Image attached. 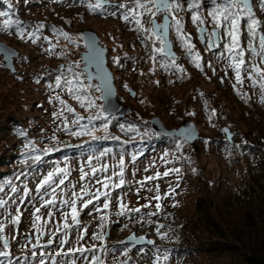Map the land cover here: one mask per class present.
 Listing matches in <instances>:
<instances>
[{"label": "rangeland", "instance_id": "rangeland-1", "mask_svg": "<svg viewBox=\"0 0 264 264\" xmlns=\"http://www.w3.org/2000/svg\"><path fill=\"white\" fill-rule=\"evenodd\" d=\"M22 1L23 4L18 0H8L13 5L12 9H8L6 2L4 9L0 6V11L9 12L8 17H0V42L17 52V55L11 56L13 71L4 66L5 55L0 52V172L6 167L1 165L4 157L9 155V147L15 141L21 142L23 136L40 138L37 143L47 152H42L43 157L37 162L39 164L33 163L28 171L12 178V185L20 189L16 194L17 202L23 198L25 186L31 190L25 203L20 206L23 215L18 228L14 229L8 224L5 229L12 256L22 257L27 254L28 264H36L39 258H31L23 246L27 243L26 235L33 232L34 206H40L36 186L48 172L57 168L67 169L65 185L61 186L63 191L57 189V196L68 199L71 192H79L81 186L87 185L93 191L100 187L91 176L81 181V170L90 174L92 167L100 169L102 165H108L107 171L97 172V177L103 178L118 172L119 162L123 159L126 184L123 188L110 189L109 209L97 211V208L102 209L101 198L95 205H89L87 209L80 211V226L87 228V235L84 241L78 243V229H72L65 249L78 247L80 244L87 247L96 245L95 255L102 264H239L227 254H205L186 250L179 245L177 232H171L169 226L175 221L181 222L182 219L195 216L213 198L236 193L243 180L250 175L256 159L263 156L264 161V95L261 91L254 88L247 79L234 90V73L226 67L227 61L220 59L219 55L210 59L211 67L207 64V72L215 69V73L209 75L205 72L204 76L188 57L179 63L186 74L166 71L159 63L154 65L150 59L153 55L151 41L142 38L137 40L139 35L133 30L134 26L125 24L117 17L103 14L102 10L93 13L89 11L87 3L81 0H31L30 3ZM257 1L254 11L264 25V10ZM121 2L127 0H112V4ZM14 7H24V10L16 12V17L24 28H34L42 22L46 25L43 35L51 38L53 43L57 40L51 32L53 26L68 32L75 43L59 38L57 53L63 51L66 55H48L43 51L48 46L46 42L32 44L21 40L12 30L15 25L4 30V20H16ZM209 8L200 10L205 17ZM186 12L179 13L184 31L191 34L192 43L200 53L206 52L205 44L198 38L197 25L192 20L186 23ZM189 16L191 18L190 12ZM162 19V16H158L157 22H162ZM207 26L211 28L210 23ZM144 27H151L147 20L144 21ZM84 30L93 31L99 37V44L107 49V65L113 73L116 97L130 108L124 117L104 112L99 119H94L102 123L92 124L94 120L91 123L88 117L98 115L99 108L86 110L65 92L49 87L54 85L57 76L64 73L62 66L73 64L75 67L78 62L79 66L75 67V71L83 72L81 81L85 85H93L88 89V94L97 105H103L96 81L88 82L85 72L81 70V52L85 49L82 37ZM169 39L176 56L177 52L184 55L185 51L177 42L174 31L170 30ZM241 39L242 43H247L246 35ZM116 57L119 58L118 64L114 62ZM245 59L248 60L249 57L246 56ZM36 79H40V83H36ZM57 93L75 108L74 114L65 112L59 118L54 115L61 108L52 99ZM213 109L216 115L210 120L209 115ZM76 114L85 117L80 120L83 121L81 126L87 125L92 135L98 139L83 133L86 138L84 141L90 140L85 146L78 139H71L72 128H78L72 123ZM153 116H158L167 128L179 127L184 121L190 120L197 128L199 136L192 143L182 137L163 136L152 128L150 118ZM129 127L134 130L128 131ZM224 129H228V133ZM64 131L66 138L63 137ZM51 132L56 133L52 139L44 138ZM96 140L101 143L98 144ZM146 140L150 142L147 145ZM140 141H144V144ZM152 141L156 142L151 143ZM48 145L53 149L50 150ZM262 167L264 170V166ZM172 168H179L180 173L146 181L143 186L138 183L145 181L148 176H154L156 172L163 173ZM56 179H60V176ZM156 186L162 196L175 189L171 195L159 201L161 208L157 215H148L157 211V202L154 200L152 207L142 208L140 213L117 214L118 196L123 198L128 208L134 209L150 200L154 194L151 189ZM0 187L11 195L7 180L6 185ZM16 206L10 201L7 212L15 215ZM49 210L41 208L40 215L47 217ZM51 210L55 215L53 221L47 225L48 230L55 229L57 222L62 220L61 211H68L59 201ZM0 213L7 214L3 209H0ZM132 232L135 237L151 241L150 244L144 242L136 246L127 243L125 237ZM96 233L102 235V240L92 239ZM13 236L16 238L13 239ZM48 238L44 236L41 243ZM58 248L57 243L44 250L55 252ZM87 255L91 256V253ZM55 259L58 264H71L72 260H75V264H86L79 254ZM20 264L25 262L21 261Z\"/></svg>", "mask_w": 264, "mask_h": 264}, {"label": "snow or ice", "instance_id": "snow-or-ice-1", "mask_svg": "<svg viewBox=\"0 0 264 264\" xmlns=\"http://www.w3.org/2000/svg\"><path fill=\"white\" fill-rule=\"evenodd\" d=\"M8 3V9H12L13 5ZM86 2L89 11L96 13L98 11L103 14L110 15L121 19L125 24L134 26L133 30L136 31L140 38L151 41V52L150 59L154 65L159 63V66L164 68L166 71H173L174 73L186 74L185 69L177 63L175 53L171 50V40L169 39V32L174 31L177 42L184 49L185 54L194 64L197 69L203 70V60L201 53L196 49L195 44L192 43L191 34L184 31L182 20L179 16L181 11H189L191 14V20L197 25V31L199 33V39L205 44L206 51L216 52L217 49H221L217 53L220 59L227 61L226 67L233 71L236 83L233 84L235 90L237 85H243L245 79L249 81L254 88H258L262 95H264V25L257 18L256 12L254 11L256 0H127V2H121L118 4H112V0H95V2H89V0H81ZM210 4V8L207 11V17H205L200 9L205 3ZM185 4L187 8H185ZM259 6L264 10V0H259ZM110 9V10H109ZM8 11H0V17H8ZM162 16L163 22H157V17ZM151 25L150 28L144 27V21ZM211 24V28L207 26ZM15 25L16 35L26 42L37 44L46 42L47 47L43 48V51L48 55H66L65 52L61 51L57 53L59 47V38H63L68 43H75L72 36L63 29L56 28L53 26L51 32L53 36L57 38L56 43H53L52 39L48 36L43 35V30L46 25L42 22L35 25L34 28H24L22 22L18 19L13 21L6 19L3 21V29ZM247 36V43H242V36ZM88 47L92 49V58L97 60V68L99 69L96 73L97 76L105 83L104 95L102 98H108L111 96V88L108 84V76L100 68L99 57L95 46V41L92 37H88ZM6 56H12L14 53H10L7 49L3 50ZM161 59L158 61L157 57ZM249 59L246 60L245 57ZM115 63H119V58H114ZM79 63H75V67H78ZM211 67V64H208ZM64 73L55 78L54 85H49L53 90L60 89L65 92L71 99L77 101L82 108L92 109L99 108L100 112L98 115L88 117L89 122L94 119H99L103 116V113L107 109L103 105H97L96 102L88 94V89L93 87L92 84L85 85L80 77L83 72H76L73 64L62 66ZM215 73V69H213ZM223 82V80L221 81ZM36 83H40V79H36ZM156 83H159L157 81ZM127 87V85H125ZM97 89L99 90L98 86ZM238 95L241 93L237 92ZM135 95V93H133ZM202 96L203 93H200ZM60 105V111L54 113L59 118L67 113H75L76 110L68 104V102L61 97L59 93L52 97ZM51 102V100H50ZM143 103V101H141ZM215 110H211L209 119L215 116ZM85 117L76 114L75 119L72 123L80 126V120ZM107 119V117H105ZM105 131H107V124L104 125ZM123 130V125L121 126ZM84 134L92 135L91 130L88 129L87 125L82 126ZM128 131L134 129L129 127ZM225 133L228 129L223 130ZM72 135H81V132H73ZM185 141L191 139L194 136V132L191 129L186 130L183 133ZM93 139L98 137L92 135ZM39 159V157H35ZM119 171L113 172L110 176L103 178L97 177L98 171H107L108 165H102L100 169L96 167L91 168V173H86L81 170V181L90 178H95V183L100 185L94 191L87 185L81 186L80 191L73 190L71 197L68 199H60L57 196V189H63L61 186L65 185V178L68 174L67 169L57 168L55 171L48 172L36 186V192L40 197V206H34L33 212V232L26 235L27 243L23 246L26 252L30 253L31 258H38L36 264H58L55 257L59 256H75L79 254L80 258L86 262V264H102L100 258L95 255L96 245L87 247L84 244L80 246H73L65 249V245L69 243V233L72 229H78L79 234L76 236V240L79 243L84 241L87 235V228L80 226L79 213L83 209H87L89 205H95V202L103 198L102 209L97 208V211L107 210L111 204V191L114 188H123L126 184L124 179V161L123 159L119 162ZM195 171V169H193ZM171 173H180L179 168H172L163 173L156 172L154 176L146 177L145 181L138 182L143 186L146 181L160 179L161 176L168 177ZM60 176V179H56ZM115 177V180L113 179ZM10 186V193H6L3 187H0V209H3L4 213H0V241H2V249H0V264H20L24 261L28 264L29 256L26 254L22 257H13L10 249V242L7 235H5V229L8 224H11L13 228H18L21 223V205H23L27 197L31 194V190L26 186L23 190L24 196L17 202L16 194L20 192V189L15 185H12L11 181L8 182ZM75 189V186H73ZM153 196L150 200L137 208H128L124 203L123 198H117L118 204V215H125L129 212L140 213L142 208L152 207V201H156L155 204L156 212H150L148 215L155 216L159 212L161 205L159 201L167 196L171 195L175 189H171V192L165 193L163 196L159 192V187L151 189ZM48 197L47 199L45 197ZM16 204L15 215L11 212H7L9 202ZM59 204L64 205L68 211H61L62 220L57 222L55 229L48 230L47 225L53 221L55 213L51 210L52 207ZM175 206V205H173ZM41 208L50 209L47 213V217L40 215ZM57 210H60L57 207ZM69 219L71 223H69ZM103 219V217H102ZM44 236L49 238L41 243ZM13 239L16 237L13 236ZM100 233L93 234L92 239L102 240ZM35 241V242H33ZM59 244V248L55 252H48L44 249L50 248L54 244ZM91 253V256L87 255ZM71 264H75V260L71 261Z\"/></svg>", "mask_w": 264, "mask_h": 264}, {"label": "trees", "instance_id": "trees-1", "mask_svg": "<svg viewBox=\"0 0 264 264\" xmlns=\"http://www.w3.org/2000/svg\"><path fill=\"white\" fill-rule=\"evenodd\" d=\"M18 1L20 3L23 2L22 0ZM26 2L30 3L31 0H26ZM257 4H259V0ZM0 6L3 9L5 8V0H0ZM206 7H210V4H207V2L201 9ZM185 8H187L186 4ZM17 10H24V7H14L16 20ZM12 30L15 32V28ZM139 38L137 37V40ZM212 72L213 70L210 69L207 73L210 75L213 74ZM96 123L102 122L94 120L92 124ZM79 124L80 126L72 128L71 132H81V135H72L71 139H78L85 146L90 140L84 141L86 138L83 135L84 132L81 126L83 121ZM55 135V132H51L49 136L44 138L50 140ZM63 137L66 138L65 131ZM158 138L161 139L160 137ZM32 139L31 135L23 136L21 142L15 143V141L9 147V155L4 157L3 164L1 165V167H6L0 172V185L5 186L6 180L12 183V178L17 174L28 171L33 166V163L39 164L37 162L43 157L42 152H47V150H44L37 143L40 138ZM96 141L98 144L101 143L100 140ZM46 142L48 143V141ZM145 142L146 145L150 143L147 140ZM155 142L152 141L151 143ZM110 143L113 142L110 141ZM249 148L252 150L251 145H249ZM49 149L52 150L53 148L50 147ZM35 157H39V159L37 160ZM263 163V156L256 159V162L250 169V175L243 180L242 186L236 190V193H227L225 197L213 198L212 201L209 200L202 209L198 210L195 215L196 217L192 215L190 219H182L181 222L175 221L174 224L170 225L169 230L173 233L176 231L178 234L179 245L186 250L198 253L227 254L231 258H235L239 264H264Z\"/></svg>", "mask_w": 264, "mask_h": 264}, {"label": "water", "instance_id": "water-1", "mask_svg": "<svg viewBox=\"0 0 264 264\" xmlns=\"http://www.w3.org/2000/svg\"><path fill=\"white\" fill-rule=\"evenodd\" d=\"M163 22V19H162ZM82 37L85 49L81 52V62L83 63L81 66V70H83L86 74V80L88 82L96 81V85L100 89L101 92V99L103 101V106L107 109L105 113L108 115H115L117 117H124L126 114L129 113L130 108L122 104L116 97V87L114 84V78L113 73L110 70V68L107 65V58H106V48L103 47L101 44H99V37L90 30H84L82 31ZM88 37H92L95 41L96 50L99 57V64L100 68L103 70L105 74L108 76V84L111 88V96L108 98H102L104 95V88L105 83L103 80L99 78V76L96 75L97 71L99 70L97 68V60L92 58V49L88 47ZM4 49H7L10 53H14L13 56L17 55V52L13 50L10 47L5 46L3 43L0 42V52H2L5 55ZM171 50L172 44H171ZM174 52V51H173ZM175 53V52H174ZM176 56V53H175ZM177 57V56H176ZM4 59L6 60V63L4 64L5 67L10 68L13 71V64L11 62V56H4ZM131 91V90H130ZM133 91H131V94L133 95ZM150 123L152 128L160 133L163 136H177L182 137L183 133L191 129L194 132V136L187 140L188 143H192L195 141V139L199 136V132L197 128L195 127L194 123L190 120H186L183 122V124L176 128H167L163 124V122L160 120L158 116H153L150 118ZM228 133V132H227ZM229 136V134H227ZM125 241L127 243H133L136 246L142 245L144 242L150 244L151 241H146L143 239V237H135L134 233H130L127 237H125Z\"/></svg>", "mask_w": 264, "mask_h": 264}, {"label": "flooded vegetation", "instance_id": "flooded-vegetation-1", "mask_svg": "<svg viewBox=\"0 0 264 264\" xmlns=\"http://www.w3.org/2000/svg\"><path fill=\"white\" fill-rule=\"evenodd\" d=\"M184 16H185V21H186V23H188L189 20H191V18H190V16H189V12L187 11V12L184 14ZM221 49H222V47H221ZM221 49H217L215 53H214V52H209V51H206V52L203 51V52L201 53L202 60H203V70L201 71V70L199 69L201 75L204 76L205 72H206V74H207V64H209V62H211L210 59H213V58H215L216 56L218 57V54H217V53H219ZM177 54H178V56H177L176 59H177V63H178V64L181 63L182 60H183L185 57H187L186 54L183 55L181 52H177ZM157 58H159V60L161 59L159 56H158ZM193 66H194V65H193ZM194 67H195V66H194ZM161 68H162V67H161ZM193 71H194V70H193ZM191 75H193V74H191ZM183 76H185V75H183Z\"/></svg>", "mask_w": 264, "mask_h": 264}]
</instances>
